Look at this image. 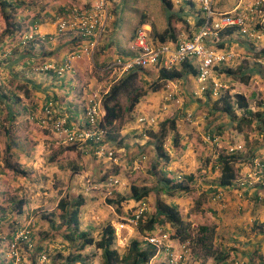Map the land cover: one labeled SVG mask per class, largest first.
Segmentation results:
<instances>
[{"label":"rangeland","instance_id":"374dc122","mask_svg":"<svg viewBox=\"0 0 264 264\" xmlns=\"http://www.w3.org/2000/svg\"><path fill=\"white\" fill-rule=\"evenodd\" d=\"M11 1L14 3L12 10L14 21L21 24L22 27L31 24L34 19H41L50 13L65 15L71 6L77 5V0ZM195 5L197 4L191 2L180 10L178 6L172 5L171 11L182 17V19L172 18L171 20L177 37L195 31V24L191 17L193 10L196 9ZM60 7L65 13L62 14L59 11L60 14H56ZM108 9L110 17L105 25V31L111 42L106 44V39L102 43L100 42L91 57L87 59L86 68L82 69L81 76L78 75V80L85 81L88 74L95 73L97 77L95 84L100 83L102 87L108 85L110 77L109 74L102 76L101 69L112 55L122 52L121 49H126L127 45H131L130 32L140 13L149 16L158 31H161L166 25L165 10L160 0H113L108 4ZM126 40L128 42L123 47L122 43H125ZM229 42L228 46L233 50L235 56L228 67L235 69L237 65H241L247 71L252 66V69L255 68L253 58L256 56L246 54L242 45L243 40L234 38ZM3 48L0 46V92L5 95V97H1L2 101L0 102V204L3 205L0 216L6 217L8 221L10 218L16 217L20 223L23 220V213L15 214L10 201L20 197L24 199L22 210L26 215L28 211L25 218L34 219L35 228L37 227L36 233H34V247L36 248L39 244L44 248L40 252L37 251L34 264H59L62 261L61 258L52 260L56 251L61 252L62 255L78 253L89 264H101L98 250L91 246L76 250L55 233L59 222V210L55 204L64 195L72 197L79 193L83 196L84 202L79 209V228L81 230H86L95 236L106 223L114 226L116 232L114 245L119 253L123 251L129 239L133 237L142 239L143 235H138L135 228L125 220L134 203L128 189L131 183L139 187L146 186L150 190L145 199L149 209L144 217L153 211L156 199H161L176 207L182 218L189 223V228L193 232H196L199 225H213L214 243L226 253L222 264H232L234 260H242L245 264H256V259L259 262L260 256L264 254V224L262 225L264 222V178L261 182H257L259 183L257 191L256 189L251 193L246 191L247 195L240 197L236 196V192H238L236 186L221 187L216 183L218 173L216 156L218 154L236 152L244 158L234 164L235 177L239 176V171L244 168L250 169L253 158L264 163V144H262L264 131H258L253 117L249 124L242 123L238 130L236 122L242 115L241 111L235 109L236 118H232L225 113L213 110L211 107L213 97L208 99L206 96H196L192 93L196 90L195 76L192 75L174 81L177 82L175 83L176 87L181 89V106L177 107V104L167 101L165 102L168 105L166 111L158 116L162 95L167 90V82L162 88L151 91L148 86L153 80H156V71L151 68L143 69L139 73L140 77L136 81V86L138 89L144 90L145 94L135 103L130 113L122 115L116 138L107 141L114 150L116 162L97 158L94 155H84L75 149L62 148L65 145H61L56 139L55 143L52 133H46L38 127L35 122L37 109L35 97L37 95L33 93V89H28L26 84L20 89V92L17 91L18 98L15 99L17 101L13 105L7 104L9 99L6 97H13L11 93L16 90V81H20V79L9 73L10 71L14 73L19 68L17 66L9 68L4 63L14 57L17 52L16 46L10 48L8 56L3 54ZM258 70L260 71L251 72V76L244 83L232 79L233 76L226 74L230 80L228 83L230 94L240 93L243 95L248 108L253 112L264 111V80L262 77L264 71L261 68ZM75 83L76 87L70 92L72 94L70 95L72 102L82 108L84 106L82 104L86 102V98L82 95L88 94V89L84 88V93L82 92L80 95V83L83 82ZM72 87L73 85H71ZM119 102L122 107L126 105L124 95L120 97ZM6 105L11 109L9 114L6 112ZM186 112L191 113L190 119L185 118ZM141 113H152L159 117L156 118V124L150 128L153 129L151 130L153 132L157 131L160 121L174 119L177 143L173 145V131L168 130L163 140V147L168 154L172 155V160L179 161L185 155L188 156L189 150L195 156L193 168L189 172L194 177V181L189 183V191L168 195L159 185L157 175L150 171V163L154 157L153 139L148 136L150 145H139L141 141L137 140L138 133L136 131L138 128H135L134 123L138 114ZM8 123H12L9 135L13 136L19 144L20 154L18 153L17 161L24 166L27 172L25 177H12L1 166L2 147L6 143V137H3L2 134L3 129H7ZM206 135H209L208 140L205 139ZM212 138L215 140L212 141ZM234 146H237L236 150L230 151L229 148ZM11 149L15 148L11 147ZM21 150L23 151L21 152ZM52 156H54L53 160L48 162ZM171 164L169 162L166 167ZM74 166L75 169H73ZM166 167L158 169L168 171ZM183 169L177 166L171 175L180 174L184 172ZM156 172L158 173V170ZM105 174L117 176L120 178V184L109 190L103 187L97 188L96 185L100 183ZM166 176H170V174L166 173ZM89 184L91 188H89ZM209 185L212 188H209ZM210 190H216L219 197H209ZM3 193L7 197H3ZM255 196L259 197L257 203L254 201ZM119 197L122 198L119 203L114 202ZM107 199L112 202H107ZM196 199L200 201V204L194 208ZM42 215H45V218ZM254 217L256 218L255 225H253ZM50 220L53 221V228H51ZM8 221L3 225H6ZM50 230H53L54 233L50 234ZM2 231H6V228L2 227ZM158 231H165L170 236L173 230L170 225L165 224L155 227L154 233ZM195 236L196 234L190 242L187 241L184 264L213 263L212 259L204 253V249L197 245ZM43 254L44 259H40ZM160 259L157 257L154 262L159 264ZM4 261V253L0 251V264H4ZM22 264L32 263L29 257L25 256ZM74 264H79V262Z\"/></svg>","mask_w":264,"mask_h":264},{"label":"built area","instance_id":"2783aa9c","mask_svg":"<svg viewBox=\"0 0 264 264\" xmlns=\"http://www.w3.org/2000/svg\"><path fill=\"white\" fill-rule=\"evenodd\" d=\"M113 0H84L80 4L71 6L65 15H54V33L40 34L36 31L35 23L19 32L17 47H24L28 43H42L51 40L55 35H67L78 42L76 48L64 55L63 60L54 65L52 62L41 64L34 63L31 70L54 71L57 75L65 72L73 73V62L81 58H90L97 45L102 40L105 32V25L109 19L108 4ZM188 1L194 2L196 9L193 10L192 22L195 24V31L176 37L175 41L157 43L149 35V26L141 25L131 38L130 52L127 56L116 55L109 59L101 69H110L107 86H97L88 91L87 104L84 106L81 118H72L68 113L59 110L52 99H47L40 109L39 126H49L55 139L62 145H76L84 153H89L97 158H104L110 162H116L114 150L109 147L105 138V128L98 123L103 114L101 99L107 92L109 86L122 77L125 73L135 67L141 69L159 68L171 69L180 63L188 60L195 65L196 90L192 93L201 96L207 91L214 99L221 90H228L229 87L222 78H226L225 72L218 68L229 66L234 58V52L227 44L218 46L221 41L240 38L251 45L264 50V0H232V4L219 9L214 6V0H172V4L180 7ZM228 28L233 30L230 33L221 35ZM12 38H8L4 44L3 54L10 52ZM255 67L264 71V52L253 58ZM259 68V69H260ZM167 90L162 95V104L159 107L158 116L167 109L165 102L170 101L181 106V96L174 81H166ZM158 116L139 115L136 122L152 126L156 124ZM190 119L191 113L184 114ZM31 118V117H30ZM159 118V117H158ZM205 139H209L206 135ZM212 141L215 138L211 139ZM237 146L229 150H236ZM245 167V166H243ZM179 176V175H178ZM264 178V163L257 158L252 159V166L239 171V176L233 180L236 186V196L240 197L241 190L254 188L255 183L261 182ZM180 179V177H178ZM120 184V178L109 175L105 180L96 185L111 189ZM91 185L89 184V188ZM92 188H95L92 186ZM215 197H219L217 194ZM134 209L128 215L127 222L135 226L139 219L144 218L148 212V205L145 200H138L133 203ZM35 229V224L28 220L25 224L14 227L11 231V239L5 238L6 232L0 233V245H4V264H22L25 258L24 249L30 248V233ZM143 240L152 245L155 249L154 255L147 261V264H157L154 259L161 256L159 264H184L187 254V242L179 243L172 239L165 231H158L145 235ZM26 245V246H25ZM31 251V250H30ZM40 259H44V254ZM232 264H245L242 260H234ZM264 264V258L263 262Z\"/></svg>","mask_w":264,"mask_h":264},{"label":"trees","instance_id":"16d2710c","mask_svg":"<svg viewBox=\"0 0 264 264\" xmlns=\"http://www.w3.org/2000/svg\"><path fill=\"white\" fill-rule=\"evenodd\" d=\"M13 1L11 0H0V46L6 44V41L8 38L14 36L16 33H18L21 29V24L14 21V17L12 15V10L14 9ZM162 3L164 10H165V20L166 25L161 30L158 31L156 29L155 23L149 18V16L145 15L144 13H140L134 27L131 29L130 32V40L135 33V31L140 27L141 25H148L149 26V35L152 37V39L157 43H165L166 41H175L176 40V31L173 28V24L171 23L172 18L176 19H182V17L178 16L175 12L171 11L172 8V0H160ZM189 4H191V1H188ZM187 3V4H188ZM184 4V3H183ZM183 4L180 5L179 10L184 6ZM62 7V6H61ZM59 8L58 12L56 14H60L59 11L63 14L65 13L62 8ZM50 16V14H48ZM54 16V15H53ZM41 19H34L32 22L40 23ZM31 22V23H32ZM233 29L228 28L225 29L221 35H224L227 33H230ZM62 36V35H61ZM106 31L103 33V37L101 40V43L104 41V39L107 40L106 44H110V40L107 39ZM68 40L73 44V48L68 49V52L70 50H73L76 48L78 42L72 39L70 36H66ZM227 39L226 41H221L218 43V46H223L225 44L229 45L230 42ZM47 41V40H46ZM45 41V42H46ZM75 41V42H74ZM16 41L12 40V43H15ZM44 43V42H42ZM240 43V42H239ZM33 44L35 43H28L26 46H24V49L32 52L31 48H33ZM41 44V43H37ZM243 47L246 51V54H252L254 56H258L259 54L263 53L264 50L262 48L255 47L251 45L250 43H247L243 40ZM12 46V44H11ZM13 48V46H12ZM119 55V54H118ZM30 60L28 61V63ZM245 62V61H243ZM35 63V61L31 62V66ZM253 67V66H252ZM252 67L247 71L246 68L242 67L241 65H237L235 69H231L228 66L218 68L220 72H225L228 75L233 76L232 79H237L240 82L244 83L247 82L249 77L251 76V72L254 71H260L258 70V67H255L252 69ZM244 70V71H243ZM143 71V69L139 67H135L125 73L122 77L118 78L116 81H114L108 88L107 92L103 95L101 99V109H102V116L101 120L99 121V125L104 127L105 132V138L107 140H114L117 136V131L120 128V120L124 113H130L132 108L134 107L135 103L139 101V99L145 94L144 90L138 89L136 86V81L138 77H140L139 73ZM55 75H57L54 71H52ZM110 73V69H106L103 72H101V75H107ZM187 75H196V69L195 65L191 61H184L180 63L176 67H172L171 69H164L159 68L156 70V80H153L149 84V89L151 91H156L165 84L166 81H176L179 79L184 78ZM91 76H95V73H91ZM263 80H264V74H263ZM14 78V77H13ZM225 83H230L229 78H222ZM15 85V91L12 94L13 97L7 96L6 99H9L7 104H14L15 99L18 97L16 96L17 91L20 92V89L26 84V81L24 79H21L20 81H16ZM82 93V89L80 94ZM206 93L203 94V96H206L208 99H210V95ZM124 95L126 98V105L123 107L120 105V97ZM5 97V95L0 92V98ZM232 97V98H231ZM52 99L53 102H55V96H47L45 100ZM2 101V98L0 99V102ZM44 102L42 103V105ZM33 105V104H31ZM30 105V106H31ZM41 105V106H42ZM32 107V106H31ZM211 107L213 110L220 111L222 113H225L226 115L236 118L234 110L238 109L241 111V117L236 122V127L238 130L241 128V124H249L251 122L252 117L255 119V124L258 128L259 132L264 131V111L263 110H256L251 111L248 108L247 102L243 95L240 93H234L233 95L230 94L229 90H221L219 92V95L212 100ZM35 115V122L43 129L46 133H51L49 126L47 127H41L39 126V120H40V109ZM6 112L9 114L11 112L10 107L6 105ZM33 118V116H31ZM8 120V119H7ZM174 119H164L158 123V129L156 132L151 131L150 128L146 129L147 136L152 137L153 139V149H154V157L152 162L150 163V171L157 175V180L159 185L163 187V190L168 194L172 195L174 193L178 192H186L190 190L189 183H193V177L192 174H174L171 175V172L165 171L163 169H158L159 167H166L169 162L172 161V155L168 154V152L163 147V140L169 131H173L172 136V143L173 145L177 143V134L174 131L175 125H174ZM7 129H3V137H6V143L2 147V162L1 166L7 171L10 176L16 177V176H22L25 177L27 175V172L18 161V153L20 154V149L18 148V143L15 141V138L11 135H9V128L12 127V123L7 124ZM264 138V133L262 134ZM8 138V140H7ZM118 144H120L118 142ZM264 144V141L263 143ZM11 147L15 149H11ZM66 150L71 149H77L76 145H65L64 147ZM18 151V152H17ZM23 150H21L22 152ZM53 157H50L48 162L53 160ZM242 156L239 155V153L233 152V153H227V154H218L216 156V164H217V179L216 183L218 186L221 187H227V186H233V180L235 178V169L234 164L236 162H239L243 160ZM76 167L74 166L73 169ZM158 170V173L156 172ZM166 173L170 174V176H166ZM179 175V176H178ZM108 174H105L100 182L106 179L108 177ZM172 176V177H171ZM180 177V179H178ZM211 186V185H210ZM209 188H212L210 187ZM129 192L130 197L134 200L136 203L138 200H145L148 197V194L150 193L149 188L146 186H138L134 183H131L129 185ZM4 191V190H2ZM7 191V190H6ZM247 190L242 192V196L247 195L245 193ZM5 193V191H4ZM3 193V197L5 194ZM245 193V194H244ZM217 195L216 190H210L209 197L214 198ZM9 198V197H8ZM12 198V197H11ZM259 197L255 196L254 201L257 203V199ZM7 199V198H6ZM122 199L119 197V199H116L114 202L119 203V200ZM8 200V199H7ZM84 199L83 196L79 193L76 195L70 197L68 195H64L60 197L55 204V207L59 210V222L56 228V234H59L63 239L67 241V243L75 248L76 250H81L82 248L86 246H91L95 250H98L100 252L101 256V264H147V261L154 255L155 249L152 245L145 242L143 239H139L137 237H133L127 241V243L124 246V249L121 253H119L116 250V247L114 245L115 243V237L116 232L113 225L110 223H106L103 225L100 229V231L95 235L89 234L86 230H81L79 228V209L81 205L83 204ZM107 202H112L110 199H107ZM9 203V201H7ZM12 208L16 212L15 214L23 213L22 221L19 223V219L16 217L8 219L4 216H0V233L6 232L5 238L11 239V231L14 229V227L19 226L21 224H25L28 220H31L35 224V220L32 218H25L27 215L22 210V205L24 203L23 198H19L17 200L10 201ZM200 204V201L196 199L194 201V208L198 207ZM0 210L3 209V205L0 204ZM11 207V206H10ZM9 207V208H10ZM134 209V205L132 206V209L130 212H132ZM149 209V208H148ZM32 212V211H29ZM130 214V213H129ZM43 218H45V215H42ZM253 225L256 223V218L254 217ZM6 221L7 224L3 225ZM51 223V228L54 227L53 221H49ZM168 224L172 227V233L170 234L172 239H176L179 243H182L184 241L190 242L191 239H193L194 234L195 241L198 243L197 245L202 247L201 249H204V253L206 256H209L212 259L213 263L210 264H222L223 260L226 257V253H224L217 244L214 243V227L213 225H207L202 224L199 225L196 229V232H193L189 228V223L186 222L181 214L178 212L176 207L171 204H167L163 202L161 199H156L154 209L153 211L149 212L144 218L139 219L135 226V231L138 235H150L155 232V227H159L161 225ZM264 222L262 223V225ZM2 227L6 228V231H2ZM37 227L30 233V244L31 247L24 249V255L29 257L32 264L35 263L36 253L37 251L40 252L41 250H44L42 246L39 244L34 247V233ZM50 234H53L54 231L50 230ZM26 246V245H25ZM5 246L0 245V251L3 252ZM31 250V251H30ZM257 251V250H256ZM258 252V251H257ZM56 258H61L62 261H60L59 264H74L75 262H79V264H89L79 256V254H73V253H67L66 255H62L61 252L56 251L55 254L52 256V260H56ZM260 260L258 264H262L264 254L260 256ZM53 264V263H51Z\"/></svg>","mask_w":264,"mask_h":264},{"label":"crops","instance_id":"0c3cea01","mask_svg":"<svg viewBox=\"0 0 264 264\" xmlns=\"http://www.w3.org/2000/svg\"><path fill=\"white\" fill-rule=\"evenodd\" d=\"M83 1L84 0H77L76 4H80ZM231 4H232V0H214V6L216 8H219V9H225V8L229 7ZM53 15H54V13H50V16L46 15V16L41 17L40 23L33 22V23H35L36 31L38 33H40V34H52V33H54L55 26L53 23ZM29 25H26L25 27H21L20 31L24 30ZM19 32L16 33L14 36L17 35V37H18ZM107 39H109L108 36H107ZM109 40L111 41V39H109ZM16 42H17V39H16ZM127 42H128V40H126L125 43L124 42L122 43L123 47L126 46ZM12 46H16L17 52L10 61H8V62L4 61V63L9 68H10V66H17L19 69L16 68L17 71L14 73H13V71H10L9 72L10 75L14 76V77H18L20 80L24 79L26 81L27 88L34 90L33 93H35L37 95L35 97L37 100V109H36L35 114L38 112L39 108L41 107L42 103L44 102V99H46L47 96H55V98H57V100H55V105L57 108H59V110L68 113L69 116L72 118H81L83 108L87 104L88 95L87 94H85V96L82 95V97L86 98L85 104L84 103L82 104L84 106L82 108L77 107L78 105H76L72 102V97H71L72 94L70 93L76 87L75 82H77V81L83 82V83H80L81 89H83L82 90L83 93H84V88L86 90L88 89L87 91H90L91 89L96 88L97 86H100V83L95 84L96 78L91 76V74H88V76H86L85 81L78 80V75L81 76L82 69L86 68L85 66L87 63V59L85 57L73 62V73H71V74L69 72H65L61 75H55L51 70L42 71V72H38V70H31V62H33V61H35L38 64H41L44 62H52V63H54V65H58L63 60L64 55L66 53H68V49L73 48V44L70 42V40H68V38L65 37V35L61 36V35L56 34L55 37L49 41L47 40L46 42L41 43V44H35V45L33 44V48H31L32 52L25 51L26 49H24V47L18 48L16 43H12ZM127 47H128V45H127ZM127 47H126V49H121L122 52H116L114 55H112V57H110V59L114 58L118 54L123 56V57L129 55L130 52H129ZM5 55H7V54H5ZM29 60H30V62L28 63ZM147 69H149V68H147ZM83 79H84V75H83ZM175 83H177V82H175ZM71 85H73L72 88H71ZM178 93L179 94L181 93V89H178ZM39 96L42 99H40ZM82 100H83V98H82ZM81 103H82V101H81ZM139 115H152V113L151 114L141 113V114H138V116ZM134 123H135V128H138V130L136 131L138 133L137 140L141 141L139 143V145H142V146L144 144L150 145L149 137L147 136V133L145 130L148 128H151V126L146 125V124H143L140 126L136 122V119L134 120ZM130 130H132V129H130ZM151 130H153V129H151ZM124 133H125V130H124ZM54 141H55V138H54ZM55 143H56V141H55ZM107 144L109 147H111L108 142H107ZM76 148H77L76 150L81 152L82 154L90 155L87 152L84 153L81 148H78L77 146H76ZM194 158H195V156L189 150L188 156L185 155L184 158L179 159V161L178 160H172L171 161L172 164L169 167H166V169H168L172 174L173 171H175L174 169H176V167L179 166V167L184 168L183 169L184 172H182L180 174H190L189 172H191V169L193 168V164L195 162ZM104 160H106V159H104ZM135 164H137V163H135ZM140 164L144 165L142 163H140ZM171 167H172V169H170ZM176 174H179V173H176ZM258 188H259V183H256L254 188H250L247 191H248V193H251V191H253L254 189H256V191H257ZM127 218H125V220ZM255 262H256V264H258L257 259Z\"/></svg>","mask_w":264,"mask_h":264},{"label":"clouds","instance_id":"9594fccd","mask_svg":"<svg viewBox=\"0 0 264 264\" xmlns=\"http://www.w3.org/2000/svg\"><path fill=\"white\" fill-rule=\"evenodd\" d=\"M11 38H12V40L16 41V39H17V35H16V36H12ZM15 43H16V42H15ZM2 46H3V45H2ZM11 47H12V46H11ZM143 237H144V236H142V239H143ZM157 257H160V258H161V256H157ZM157 257H156V258H157Z\"/></svg>","mask_w":264,"mask_h":264}]
</instances>
